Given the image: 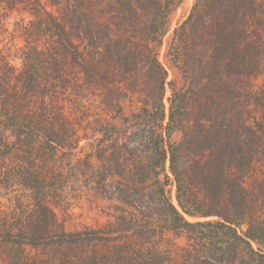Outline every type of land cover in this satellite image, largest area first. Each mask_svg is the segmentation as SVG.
I'll return each mask as SVG.
<instances>
[{"label": "trees", "instance_id": "1", "mask_svg": "<svg viewBox=\"0 0 264 264\" xmlns=\"http://www.w3.org/2000/svg\"><path fill=\"white\" fill-rule=\"evenodd\" d=\"M181 2L49 0L55 13L0 0L33 17L22 68L0 53V187L15 194L0 209V264H264V119L252 107H264V0L195 1L167 43L183 79L167 104L159 50ZM77 100L76 115L65 102ZM125 124L144 133L143 157L129 159L139 135L122 140ZM79 187L117 194L133 217L68 227L53 206ZM185 230L188 247L160 245Z\"/></svg>", "mask_w": 264, "mask_h": 264}, {"label": "rangeland", "instance_id": "2", "mask_svg": "<svg viewBox=\"0 0 264 264\" xmlns=\"http://www.w3.org/2000/svg\"><path fill=\"white\" fill-rule=\"evenodd\" d=\"M195 1L196 0H182L180 5H178L173 10L170 16L169 30L165 35L163 45L160 47L159 50V59L168 71V78H167L168 83L166 85V93H165L166 96L165 100L167 104H168L167 98L170 97L172 93L170 82L175 81L179 85H181L183 82V79L178 69L174 67V65L171 63V61L166 55L167 43L171 38L173 31L177 27V25L183 20L187 19ZM43 2H45L49 10L54 11L55 13L57 12L56 7L49 5V0H43ZM32 18H33L32 15L28 11L18 10V9L10 10L6 8L5 5L0 4V53L5 54L9 58L10 62L13 65H15L16 68L19 70L22 68L21 50L25 45L24 29ZM146 82L148 84L147 86H149L151 83L150 80H147ZM142 93L144 94L145 92L142 91ZM132 97L133 99H136L138 95H133ZM65 103L69 111L72 110V112L76 113L77 115L78 113L77 109H79L80 101L77 100L76 103L72 102V105H70L71 103L69 101ZM130 104L131 103H129L128 101L126 102L125 112L128 115L132 111H135L136 109L135 103H133L132 105ZM83 105L84 107H86L85 110H87L88 112L87 116L89 115L91 119L90 121L91 122L96 121V119L98 118L97 114H100L99 99L97 100L95 95L89 96V98H85V101L83 100ZM252 107L258 108L256 109V111H254V114L257 116V118L264 119V107L257 106L254 104L252 105ZM93 124L94 123H92V125ZM135 129H136L135 126L130 127L127 126V124H125V126H123L124 134H120L122 140L123 139L125 140V138L128 136L130 137V139L133 137L137 138V136L139 135V141L131 142L129 144L128 151L129 149L131 150V153H129V159L132 158L136 159L137 155L143 157L142 155H144V151H145V147L140 145V143H142L143 141L142 136L144 135V133H142L141 131H136L134 133ZM172 140L177 142L180 141L181 134L179 132H174L172 135ZM85 143H86L85 141H81L80 145L83 146ZM166 164H167L168 173L170 177L173 178V174L170 172L169 169L170 166L169 159H167ZM115 180H116L115 177L109 176V179L107 180V184L109 185L108 189L114 188V186L116 185ZM18 194H21V192L19 191ZM168 194L171 197L174 205L180 208L176 197V186L172 182L171 184H169ZM14 195L15 194L10 193L5 188L0 187V209L11 208V206L14 205V201H13ZM66 201L68 202V204L65 205ZM53 207L58 213V216L61 219L65 220L67 226L72 229L73 228L84 229V227L89 226L92 228L106 227V229L113 230L120 227L119 221L121 222L122 216L128 215L130 212L132 216L135 211L134 207L126 204L120 198H118L117 194L110 197H106L105 195L96 193L95 191L91 190L89 187H84V188L79 187V190L77 192L71 194L70 196H67L65 199H62V202H60V204L57 205L54 204ZM128 211L130 212L128 213ZM188 218L191 222L217 219V217L215 216L188 217ZM122 224H123V220H122ZM189 234H191V231L189 232L187 230L179 231L173 237L172 234H170L172 240L166 242L162 241L160 242V245H162V247H165L172 243H176L179 248H186L188 247V243H191V241H189L188 239ZM101 247L105 248V246L103 245ZM85 250H88V253L90 255H92L91 254L92 252L93 254L95 252V249L93 251V248L91 247H85Z\"/></svg>", "mask_w": 264, "mask_h": 264}]
</instances>
